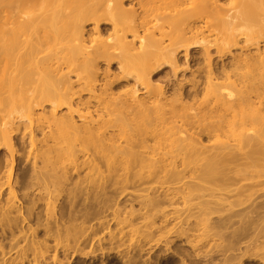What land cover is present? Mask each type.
<instances>
[{
    "label": "bare ground",
    "instance_id": "6f19581e",
    "mask_svg": "<svg viewBox=\"0 0 264 264\" xmlns=\"http://www.w3.org/2000/svg\"><path fill=\"white\" fill-rule=\"evenodd\" d=\"M122 3L0 0L6 167L19 133L45 192L50 171L104 173L100 162L179 179L141 205L173 206L165 221H189L182 211L192 209L202 233L219 236L209 264L264 259V0ZM91 18L110 19L112 29L86 36ZM2 236L0 252L10 253L15 233L8 243Z\"/></svg>",
    "mask_w": 264,
    "mask_h": 264
},
{
    "label": "rangeland",
    "instance_id": "374dc122",
    "mask_svg": "<svg viewBox=\"0 0 264 264\" xmlns=\"http://www.w3.org/2000/svg\"><path fill=\"white\" fill-rule=\"evenodd\" d=\"M84 1L90 5L96 2ZM135 1L123 0L122 4L130 8ZM134 8L141 10L138 5ZM112 26L108 18L101 19L98 26L91 18L85 22L86 36H97ZM17 138L12 168L4 161L9 153L0 149V182L10 176L17 205L9 215L10 186L6 183L0 189V233L6 235L1 237L5 243L15 233L18 243L10 253L0 252V260L5 258L14 264H209L219 236L214 231L204 235L192 209L182 211V217L189 221H165L164 211L173 206L159 201L141 205L146 196L163 194L179 179L140 178L128 175L119 163L109 166L100 162L104 173L90 174L85 167L81 173L73 171L57 178L50 171V191L45 192L28 146L21 142L19 133L14 140ZM226 229L221 227L217 232ZM40 249L46 251L44 257L37 254ZM263 261L248 260L246 264Z\"/></svg>",
    "mask_w": 264,
    "mask_h": 264
}]
</instances>
